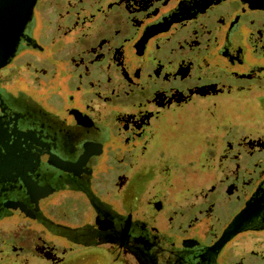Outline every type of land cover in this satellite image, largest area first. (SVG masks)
<instances>
[{"label": "flooded vegetation", "instance_id": "1", "mask_svg": "<svg viewBox=\"0 0 264 264\" xmlns=\"http://www.w3.org/2000/svg\"><path fill=\"white\" fill-rule=\"evenodd\" d=\"M203 1L179 0L148 24L134 46L136 56L143 57L149 42L174 26L199 18L213 30L225 23L229 16L212 7L227 0H215L203 11L188 9ZM238 1L239 10L235 5L229 11L237 16L227 23V41L220 49L231 67L245 63L240 48L234 54L229 50L238 32L233 28L249 25L242 18L248 11H264L251 7L250 0ZM49 2L33 7L14 54L0 68V264H264V246L251 245V239L264 242V173L248 167L247 180L239 182L238 172L233 182L238 197L219 193L210 206L178 215L171 192L176 170H160V157L154 170L133 173L119 167L121 142L110 118L96 117L87 104L85 90L96 66L82 73L79 55L69 54L71 44L55 48L64 33L47 16ZM175 17L180 21L151 37L139 53L148 28ZM38 53L43 72L34 83L22 77V70L36 72L33 54ZM212 56L207 61L220 68L212 79L235 78V71L214 64ZM252 73L263 74L264 67ZM258 75L247 80L264 83ZM65 80L68 85H61ZM223 100L210 101L224 110ZM258 100L264 109V96ZM218 122L204 134L212 155L215 144L231 132ZM194 214L200 217L193 219Z\"/></svg>", "mask_w": 264, "mask_h": 264}, {"label": "rangeland", "instance_id": "2", "mask_svg": "<svg viewBox=\"0 0 264 264\" xmlns=\"http://www.w3.org/2000/svg\"><path fill=\"white\" fill-rule=\"evenodd\" d=\"M47 1V16L58 23L57 32L64 33L55 48L71 44L69 54L79 55L76 64L82 73L96 66L85 90L87 104L96 117L110 118L121 142L119 167L133 173L154 170L160 157V170H176V187L171 192L178 215L210 206L219 193L229 199L238 197L233 182L238 172L239 182L246 181L248 167L264 173V109L258 100L264 96V83L247 80L258 75L253 69L264 67V11H248L242 18L249 25L233 28L238 32L231 37L229 50L234 54L240 48L245 63L231 67L220 49L227 41V23L237 16L236 10L229 11L241 6L238 0L212 7L229 16L214 30L203 27L201 18L174 26L151 40L143 57L136 56L134 46L144 28L175 8L179 0H37L34 7ZM208 55L214 56V64L235 71V78L212 79L220 68L207 61ZM33 56L36 72L23 68L22 77L38 83L43 72L37 63L41 54ZM258 76L264 80V73ZM221 96L224 110L211 105ZM217 119L231 132L215 144L212 155L204 134ZM232 120L235 127H229ZM221 230L219 226L217 231ZM253 240L251 245L264 246Z\"/></svg>", "mask_w": 264, "mask_h": 264}, {"label": "water", "instance_id": "3", "mask_svg": "<svg viewBox=\"0 0 264 264\" xmlns=\"http://www.w3.org/2000/svg\"><path fill=\"white\" fill-rule=\"evenodd\" d=\"M214 1L205 0L201 4L188 9L203 11ZM36 2L37 0H0V68L14 54L19 35L27 26ZM250 6L255 9L264 10V0H250ZM191 17V15L187 16V18ZM177 21L180 20L175 17L169 23L158 24L148 28L138 45L139 53L143 52L146 43L151 37L168 30L170 25ZM226 238L227 236H224L221 241H225Z\"/></svg>", "mask_w": 264, "mask_h": 264}]
</instances>
